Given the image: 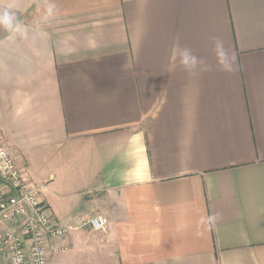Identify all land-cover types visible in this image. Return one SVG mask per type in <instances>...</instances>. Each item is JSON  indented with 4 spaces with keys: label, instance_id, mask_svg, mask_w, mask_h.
I'll use <instances>...</instances> for the list:
<instances>
[{
    "label": "crops",
    "instance_id": "obj_1",
    "mask_svg": "<svg viewBox=\"0 0 264 264\" xmlns=\"http://www.w3.org/2000/svg\"><path fill=\"white\" fill-rule=\"evenodd\" d=\"M8 5L22 28L0 27V138L70 227L46 238L49 264H264V0ZM176 47L213 69L173 67Z\"/></svg>",
    "mask_w": 264,
    "mask_h": 264
},
{
    "label": "built area",
    "instance_id": "obj_2",
    "mask_svg": "<svg viewBox=\"0 0 264 264\" xmlns=\"http://www.w3.org/2000/svg\"><path fill=\"white\" fill-rule=\"evenodd\" d=\"M39 190L24 177L0 138V224L7 226L0 243L9 251L11 264H27L28 254L31 264H49L46 238L70 229L52 222ZM89 224L95 231L108 229V219L102 213L91 217Z\"/></svg>",
    "mask_w": 264,
    "mask_h": 264
},
{
    "label": "clouds",
    "instance_id": "obj_3",
    "mask_svg": "<svg viewBox=\"0 0 264 264\" xmlns=\"http://www.w3.org/2000/svg\"><path fill=\"white\" fill-rule=\"evenodd\" d=\"M55 15V5L49 4L47 7V16ZM0 27L5 28L10 32L21 31V24L17 20L16 12L8 5L0 7ZM213 50L216 57V63L220 69L225 72H232L235 70V55L230 54L225 48L224 43L217 37L212 38ZM182 67L189 74L198 71H211L213 65L209 64L206 59L198 57L188 47H176L173 51L172 65Z\"/></svg>",
    "mask_w": 264,
    "mask_h": 264
}]
</instances>
